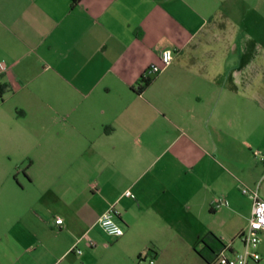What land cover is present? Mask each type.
Returning a JSON list of instances; mask_svg holds the SVG:
<instances>
[{
    "label": "crops",
    "instance_id": "0c3cea01",
    "mask_svg": "<svg viewBox=\"0 0 264 264\" xmlns=\"http://www.w3.org/2000/svg\"><path fill=\"white\" fill-rule=\"evenodd\" d=\"M0 63V264H213L242 249L240 186L264 200L261 0H0ZM112 205L119 238L98 224Z\"/></svg>",
    "mask_w": 264,
    "mask_h": 264
},
{
    "label": "built area",
    "instance_id": "2783aa9c",
    "mask_svg": "<svg viewBox=\"0 0 264 264\" xmlns=\"http://www.w3.org/2000/svg\"><path fill=\"white\" fill-rule=\"evenodd\" d=\"M173 61V52L170 49L164 50L160 56L161 66L152 65L144 73L145 77H154L162 71L163 68L169 66ZM8 66L0 63V85H2V75L6 73ZM264 162V155L260 157ZM242 195L249 197L252 200V211L248 227L239 235L242 244V249L238 252H232L229 247H223L216 255L213 264H249L258 263L261 256L258 252L260 243V234L264 232V200L259 197L256 190H251L245 186H240ZM126 195H130L127 192ZM228 203L224 200L216 202V207L227 206ZM118 211L112 205L99 218L98 224L102 231L109 237L119 238L124 234V231L117 221ZM56 224L61 225L62 220L57 219ZM72 252L80 255L82 251L75 245ZM138 264H152L146 262L143 257L138 261Z\"/></svg>",
    "mask_w": 264,
    "mask_h": 264
},
{
    "label": "trees",
    "instance_id": "16d2710c",
    "mask_svg": "<svg viewBox=\"0 0 264 264\" xmlns=\"http://www.w3.org/2000/svg\"><path fill=\"white\" fill-rule=\"evenodd\" d=\"M153 80H154L153 77H145L144 75H142V77L140 78V87L137 92L139 94L142 93L145 88L150 86ZM5 90L6 89L4 85H0V97H2V95L5 93Z\"/></svg>",
    "mask_w": 264,
    "mask_h": 264
},
{
    "label": "rangeland",
    "instance_id": "374dc122",
    "mask_svg": "<svg viewBox=\"0 0 264 264\" xmlns=\"http://www.w3.org/2000/svg\"><path fill=\"white\" fill-rule=\"evenodd\" d=\"M261 1L263 2V14H264V0H261ZM216 200H218V199H216ZM215 207H216V204H215ZM220 211H222V210H220ZM224 218L225 217H224L223 212H221L218 215H216L215 216V220H214L215 225L217 226L219 224H222V221H223ZM234 229L235 228L233 227L232 231L229 233V236H231L233 234ZM236 245H237V247H239V243L238 242H237ZM249 264H264V257H262V260L260 262H258V263H249Z\"/></svg>",
    "mask_w": 264,
    "mask_h": 264
}]
</instances>
